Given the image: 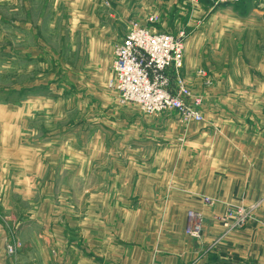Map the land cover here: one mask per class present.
<instances>
[{"label": "crops", "instance_id": "crops-1", "mask_svg": "<svg viewBox=\"0 0 264 264\" xmlns=\"http://www.w3.org/2000/svg\"><path fill=\"white\" fill-rule=\"evenodd\" d=\"M110 1L115 14L92 28L99 35L93 37L109 40L108 73L126 27L131 21L149 26L147 17L157 11L159 30L167 31V18L187 26L207 7L237 36L208 46L195 36L184 40L181 75L202 98L201 122L138 107L130 117L103 123L83 157L44 155L51 171L17 185L19 202L28 207L18 222L0 177V222L6 223H0V264L74 258L80 264H264V201L240 229L226 230L219 219L264 196V0H184L185 6L179 0L177 10V0ZM188 209L204 216L200 239L184 232ZM8 239L22 244L11 257L4 251Z\"/></svg>", "mask_w": 264, "mask_h": 264}, {"label": "rangeland", "instance_id": "rangeland-1", "mask_svg": "<svg viewBox=\"0 0 264 264\" xmlns=\"http://www.w3.org/2000/svg\"><path fill=\"white\" fill-rule=\"evenodd\" d=\"M206 9L198 22L187 26L179 18L175 22L167 18L165 29L175 35L183 32L184 40L195 36L194 41L204 46L234 41L237 35L230 32L229 24L213 20L212 11ZM115 10L110 0H0V177L5 182L1 188L16 203L8 209L15 222L26 218L28 208L23 200L19 202L17 185L33 183L50 170L51 162L44 155H68L67 160L83 157L103 123L130 117L129 112L138 110L136 104L120 103L107 87L109 40L92 36V28L106 25L107 16ZM174 10L170 9L171 14ZM155 14L158 21L148 24L159 30L162 14ZM9 163L8 170L4 167ZM54 172L58 173L57 168ZM62 175L66 177V172ZM79 196L73 194V200L79 201ZM27 263L35 264V260ZM69 264L80 263L74 258Z\"/></svg>", "mask_w": 264, "mask_h": 264}, {"label": "built area", "instance_id": "built-area-1", "mask_svg": "<svg viewBox=\"0 0 264 264\" xmlns=\"http://www.w3.org/2000/svg\"><path fill=\"white\" fill-rule=\"evenodd\" d=\"M147 20L156 22L158 16L149 15ZM183 58V32L175 35L131 21L123 37L114 44L107 87L115 92L120 103L136 104L145 114L175 112L184 123L201 122L203 101L181 75ZM203 200L212 203L209 197ZM263 201L264 196L251 205L228 208L219 218L223 227L226 230L244 227ZM203 223L202 212L188 209L185 234L200 239ZM19 247L20 241L8 239L6 255H15Z\"/></svg>", "mask_w": 264, "mask_h": 264}, {"label": "trees", "instance_id": "trees-1", "mask_svg": "<svg viewBox=\"0 0 264 264\" xmlns=\"http://www.w3.org/2000/svg\"><path fill=\"white\" fill-rule=\"evenodd\" d=\"M225 4V3H224Z\"/></svg>", "mask_w": 264, "mask_h": 264}]
</instances>
